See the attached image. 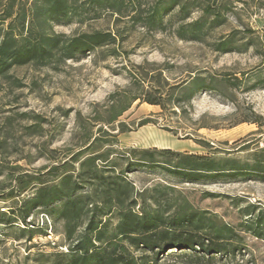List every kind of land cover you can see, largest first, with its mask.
<instances>
[{
	"label": "trees",
	"instance_id": "16d2710c",
	"mask_svg": "<svg viewBox=\"0 0 264 264\" xmlns=\"http://www.w3.org/2000/svg\"><path fill=\"white\" fill-rule=\"evenodd\" d=\"M250 1L260 2L0 0V90L5 87L12 92L25 86L11 73L14 67L58 69L64 61H76L93 52L116 56L136 30L149 36L167 34L169 30L182 41H203L209 29L225 24L228 14H236V4L245 6ZM194 12H198L197 17H192ZM106 18L110 19L108 28H75L69 33L54 29L55 25L79 26ZM232 40L233 34L217 39L212 43L213 50L231 51ZM122 52L128 54L126 50ZM134 67L138 70L129 72V84L108 96L104 108L107 115L102 117L95 110L91 116L102 125L95 132H85L75 150L56 157L60 149L49 148L46 141L40 152L49 164L33 172L17 165L6 167L8 171L0 181V199L19 196L34 186L41 189L32 206L24 209L14 199L9 211L0 210V224L14 226L19 220L26 225L18 226L19 237L28 234L30 240V232L37 229L33 223H26L35 207L43 206L53 225L66 222L68 207H80L76 211L82 217L81 228L67 251L39 252L32 263L26 264H162L166 258H173L178 264H229L244 247L243 235L215 213L195 208L184 197L171 195V186L154 185L138 190L124 172L145 167L159 168L185 180L243 174L264 180V146L253 153L252 163L242 165L235 159L216 160L170 149L118 150L112 146L118 142L117 133L130 129L121 121L115 127L113 123L133 101L140 99L158 105L162 111L177 107L184 113L196 92L214 90L217 82L215 75L203 76L199 71L194 76L188 74V79L170 82L163 72L173 67L172 63L165 62L149 72L140 65ZM20 116L30 121L25 125L27 133L42 135V124L46 122L43 116L30 112ZM76 121L85 130L79 114ZM147 122L143 120L139 125ZM4 142L1 138L0 150ZM56 179L65 183L46 191L48 183ZM257 208L253 203L242 208L243 216L248 217L240 223L239 230L264 240V209L254 213ZM63 226L66 228L65 223ZM64 232L66 235L65 229Z\"/></svg>",
	"mask_w": 264,
	"mask_h": 264
},
{
	"label": "rangeland",
	"instance_id": "374dc122",
	"mask_svg": "<svg viewBox=\"0 0 264 264\" xmlns=\"http://www.w3.org/2000/svg\"><path fill=\"white\" fill-rule=\"evenodd\" d=\"M236 6V14H228L225 24L209 29L203 41H182L169 30L167 34L152 36L136 30L123 42L116 56L93 52L76 61H64L58 69L14 67L11 73L25 86L12 92L5 87L0 90V139H5L0 150V181L8 166L17 165L33 172L49 164L41 156L43 142L48 141L49 148L60 149L56 157L75 150L85 132H95L102 125L91 116L95 110L102 117L107 115L104 108L108 96L129 84V72L138 70L134 66L140 65L149 72L165 62L173 64L163 72L170 82L188 79V74L194 76L199 71L203 76L215 75V89L196 92L191 106L185 105L184 113L177 107L169 106L162 111L158 105L140 99L133 101L113 123L115 127L121 121L130 130L118 132V142L112 146L121 151L170 149L216 160L235 159L240 165L252 163L253 153L264 146V0ZM197 16L198 12L192 14ZM90 27L108 28L110 19L79 26L55 25L54 29L69 33L75 28ZM228 34H233L232 50L214 51L212 43ZM22 112L40 114L46 119L42 135L27 133L25 125L30 121L20 116ZM77 114L85 130L77 125ZM143 120L148 122L139 125ZM124 174L138 190L154 185L171 186V195L184 197L195 208L215 213L235 227L244 237V247L229 264H264V240L239 230L240 223L248 217L242 214L245 205H257L254 213L264 209V180L250 174L185 180L159 168L145 167H133ZM63 183L53 180L46 191ZM40 193V187L34 186L19 196L0 199V210L9 211L14 199L26 209L39 199ZM76 208L80 207L75 210L68 207L66 222L58 221L55 225L43 212V206L33 208L26 223H33L37 229L30 232V240L28 234L19 237L18 226H26L21 221L17 220L14 226L0 224V264L32 263L39 252L67 251L81 228L82 217ZM162 264L178 263L166 258Z\"/></svg>",
	"mask_w": 264,
	"mask_h": 264
}]
</instances>
